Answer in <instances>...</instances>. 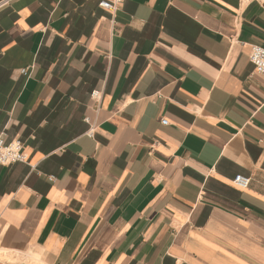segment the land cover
Listing matches in <instances>:
<instances>
[{"label": "crops", "instance_id": "0c3cea01", "mask_svg": "<svg viewBox=\"0 0 264 264\" xmlns=\"http://www.w3.org/2000/svg\"><path fill=\"white\" fill-rule=\"evenodd\" d=\"M100 2L0 0V248L264 264V0Z\"/></svg>", "mask_w": 264, "mask_h": 264}, {"label": "built area", "instance_id": "2783aa9c", "mask_svg": "<svg viewBox=\"0 0 264 264\" xmlns=\"http://www.w3.org/2000/svg\"><path fill=\"white\" fill-rule=\"evenodd\" d=\"M123 1L124 0H101L100 5L116 12L121 7ZM251 60L255 64L256 72L264 77V46L253 45ZM21 71L22 73H27L28 69L23 68ZM92 97L99 103L102 98V92L96 89L93 91ZM162 122L164 124L168 123L167 119H163ZM27 160L28 155L25 152L24 143L21 139L8 141L5 134H0V170L5 165ZM234 181L238 186L246 188L250 185L251 178L244 175H237Z\"/></svg>", "mask_w": 264, "mask_h": 264}, {"label": "rangeland", "instance_id": "374dc122", "mask_svg": "<svg viewBox=\"0 0 264 264\" xmlns=\"http://www.w3.org/2000/svg\"><path fill=\"white\" fill-rule=\"evenodd\" d=\"M0 263L8 264H46L38 254L19 253L0 248Z\"/></svg>", "mask_w": 264, "mask_h": 264}, {"label": "bare ground", "instance_id": "6f19581e", "mask_svg": "<svg viewBox=\"0 0 264 264\" xmlns=\"http://www.w3.org/2000/svg\"><path fill=\"white\" fill-rule=\"evenodd\" d=\"M0 264H8V263H0Z\"/></svg>", "mask_w": 264, "mask_h": 264}]
</instances>
